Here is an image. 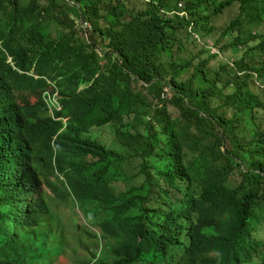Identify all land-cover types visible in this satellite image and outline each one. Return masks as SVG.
Segmentation results:
<instances>
[{
    "label": "trees",
    "instance_id": "1",
    "mask_svg": "<svg viewBox=\"0 0 264 264\" xmlns=\"http://www.w3.org/2000/svg\"><path fill=\"white\" fill-rule=\"evenodd\" d=\"M263 23L264 0H0V264H52L77 230L81 264H264ZM46 90L68 118L55 163Z\"/></svg>",
    "mask_w": 264,
    "mask_h": 264
},
{
    "label": "rangeland",
    "instance_id": "2",
    "mask_svg": "<svg viewBox=\"0 0 264 264\" xmlns=\"http://www.w3.org/2000/svg\"><path fill=\"white\" fill-rule=\"evenodd\" d=\"M140 1L144 2L146 0H140ZM237 14H238V7L236 4H233L230 7L226 8L220 16L212 19L211 20V26H213L217 30V32H219V30L221 28H223L224 26L228 25L237 16ZM257 30L259 32H264V23L261 24ZM218 36H219V34L216 33L215 38H217ZM226 40L227 39L222 40L220 42V44L221 45L224 44ZM183 44H184V47L186 49L187 54L193 53L195 47L191 43L190 40L183 42ZM242 51L243 50H241V52ZM241 52L237 51L236 53L229 54V56L231 58H237ZM226 56H227V54H223V58L215 57L214 59L210 60L209 64L211 66H218L219 61H225L226 60ZM206 57H207L206 54H202L198 59H203ZM198 59H196L195 61H197ZM251 88H252V86H251ZM252 90L255 91L253 88H252ZM231 91H232V89L230 87H227L224 89L225 93H228ZM163 92H164V97H166V98L170 97L168 87L164 88ZM259 94L263 95V97H264V93H259ZM147 97L151 102H153V103L156 102V99L152 95L149 94V95H147ZM167 110L169 111V113L173 117H176L178 115L176 108L172 104L167 103ZM253 111H254V114L256 117L255 121L257 123H259L261 125V127H264V109L263 108H255ZM226 113H227V116H230L231 110L227 109ZM93 134L100 141L109 145L111 134L109 133V131L107 129H105V128L96 129V130H94ZM59 212L63 213L65 216H68L72 219L77 218L78 222L81 224L85 223V217H84L82 212L75 211V210H72V209L67 208V207H61ZM62 220L66 224V222L63 218H62ZM68 229H69V227L66 224V230H68ZM78 233H79V231H78ZM72 234H74V233H72ZM72 234L67 233L70 244L67 245V247L65 248V250L63 251V253L61 255L54 258V261L52 264H81L79 262V260L81 261L82 258L85 261H87V259L85 257V253H84L85 252V250H84L85 242L81 241V238L79 235H78V242H77V238H74L72 236ZM260 235L264 237V232H260ZM74 246H77V247L73 248ZM87 246H90V244L87 243ZM90 248H91V246H90ZM89 254H91V253L89 252ZM80 256H82V257H80Z\"/></svg>",
    "mask_w": 264,
    "mask_h": 264
},
{
    "label": "clouds",
    "instance_id": "3",
    "mask_svg": "<svg viewBox=\"0 0 264 264\" xmlns=\"http://www.w3.org/2000/svg\"><path fill=\"white\" fill-rule=\"evenodd\" d=\"M70 1V0H69ZM179 7L180 8H182V4L180 3L179 4ZM179 13V16L180 17H184V16H186V13L185 12H183V11H180V12H178ZM88 27V25H86L85 24V28H87ZM194 36V38L196 39V40H199L200 41V38H199V36L197 35V34H194L193 35ZM207 47L209 48V52L210 53H216V54H218L219 55V58H223V56L220 54V52H219V50L217 49V48H215L213 45H212V43H211V41L210 40H207ZM11 61H12V58L10 59ZM255 77H256V83L258 84V86H259V89H262L263 91H264V78H258L257 77V75L254 73L253 74ZM47 94H49V95H51V100H49V103H48V107H49V113H50V115H51V117L53 118V119H56V120H62L63 121V123H64V126L56 133H54L52 136H51V139H50V141H49V146H48V148L49 149H53V151H54V163H55V158H56V155H57V153H58V151H60V153L64 150V147H65V139L62 137V136H60L59 134L64 130V129H66V127H67V117H60L56 112H55V109L56 110H58V111H60L61 109H62V104L61 103H59V100H60V95H59V92L58 91H56L55 93H53L51 90H46V92L44 93V98H46V96H47ZM162 96L164 97V93H162ZM104 128L105 129H107L108 131H109V133H110V128H109V126L108 125H105L104 126ZM96 129H100V128H96ZM96 129H94V130H96ZM94 132V131H93ZM88 134V133H87ZM89 136H90V134H88ZM98 139V138H97ZM99 140V139H98ZM100 141V140H99ZM102 142V141H101ZM103 143V142H102ZM103 144H105V143H103ZM107 147H109L110 148V146L109 145H107V144H105ZM59 174H60V176H61V178H63L64 180H65V177H64V175L61 173V172H59L58 170H56ZM48 191V193H49V196H50V198H51V196L54 198V200L53 201H55V203H56V214L57 215H59L61 218H63L64 220H65V222H66V224L68 225V227L70 228H74V225H75V223H78V224H80L81 225V223H79L78 222V219L77 218H75V219H72V218H70V217H68V216H65L63 213H60L59 212V210H60V208L61 207H67V208H70V209H72V210H75V211H79V212H82L83 213V215H84V212H83V210H82V208L80 207V205H79V203H78V201L76 200V201H74V202H69V201H66V200H57V197H58V195H56V194H52L51 192H50V190H47ZM52 200V199H51ZM84 217H85V215H84ZM66 224H65V227H66ZM82 224H86V226H88L91 230H93V231H96V233L99 235V229H98V227H96V226H92L88 221H87V218L85 217V223H82ZM74 233V232H73ZM74 235L76 236V238H77V242H78V230H77V233H74ZM84 240V239H83ZM84 242H85V248H84V250H85V257H86V259H88L89 257H91V254H92V252L93 251H95V247H91L90 248V246H92L91 245V243L89 242V241H87V243L88 244H90V246H87V243H86V241L84 240ZM100 248H101V246H98V248H97V252L100 250ZM89 252L91 253V254H89ZM94 262V261H93ZM92 262V263H93ZM91 263V264H92Z\"/></svg>",
    "mask_w": 264,
    "mask_h": 264
}]
</instances>
